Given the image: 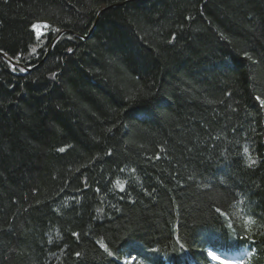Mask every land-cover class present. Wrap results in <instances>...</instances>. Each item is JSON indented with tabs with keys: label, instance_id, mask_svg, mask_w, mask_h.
<instances>
[{
	"label": "trees",
	"instance_id": "trees-1",
	"mask_svg": "<svg viewBox=\"0 0 264 264\" xmlns=\"http://www.w3.org/2000/svg\"><path fill=\"white\" fill-rule=\"evenodd\" d=\"M0 52V264H264V0H0Z\"/></svg>",
	"mask_w": 264,
	"mask_h": 264
},
{
	"label": "rangeland",
	"instance_id": "rangeland-1",
	"mask_svg": "<svg viewBox=\"0 0 264 264\" xmlns=\"http://www.w3.org/2000/svg\"><path fill=\"white\" fill-rule=\"evenodd\" d=\"M34 29L36 31L37 36L41 37L44 34V32L46 31V26L43 25V24L37 23V24L34 25ZM125 262H127V260H125Z\"/></svg>",
	"mask_w": 264,
	"mask_h": 264
},
{
	"label": "water",
	"instance_id": "water-1",
	"mask_svg": "<svg viewBox=\"0 0 264 264\" xmlns=\"http://www.w3.org/2000/svg\"><path fill=\"white\" fill-rule=\"evenodd\" d=\"M120 3H122V2H118V3H116L115 5H119ZM99 15H100V13H99ZM99 15L97 16V19H98V17H99ZM97 19H96V21H97ZM94 26V25H93ZM93 26H92V28H91V31H92V29H93ZM63 31V30H62ZM62 31L60 32V33H62ZM90 31V32H91ZM69 32L70 33H74V31H72V30H69ZM50 51V48L48 49V52ZM0 54L2 55V56H4V57H7V55L5 54V53H3V52H0ZM12 61V60H11ZM13 63L14 64H17L18 66H21V67H23V65H21V64H19L18 62H14L13 61ZM27 70H30V68H26Z\"/></svg>",
	"mask_w": 264,
	"mask_h": 264
},
{
	"label": "bare ground",
	"instance_id": "bare-ground-1",
	"mask_svg": "<svg viewBox=\"0 0 264 264\" xmlns=\"http://www.w3.org/2000/svg\"><path fill=\"white\" fill-rule=\"evenodd\" d=\"M73 31V30H72ZM64 32H67L66 30L62 31V33L64 34ZM69 33V32H68ZM70 34H74L77 35L75 32L74 33H70ZM61 36V35H60ZM59 36H56L54 39H58ZM56 41V40H55ZM14 72V71H13Z\"/></svg>",
	"mask_w": 264,
	"mask_h": 264
},
{
	"label": "snow or ice",
	"instance_id": "snow-or-ice-1",
	"mask_svg": "<svg viewBox=\"0 0 264 264\" xmlns=\"http://www.w3.org/2000/svg\"><path fill=\"white\" fill-rule=\"evenodd\" d=\"M62 151H63V149H62ZM253 163H254V161H253ZM118 183H119V182H118ZM213 259H217V257L213 256Z\"/></svg>",
	"mask_w": 264,
	"mask_h": 264
}]
</instances>
